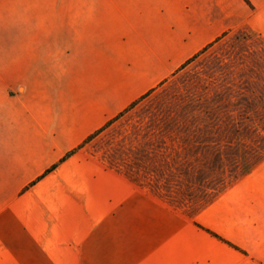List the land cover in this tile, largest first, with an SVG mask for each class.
Segmentation results:
<instances>
[{"label": "crops", "instance_id": "0c3cea01", "mask_svg": "<svg viewBox=\"0 0 264 264\" xmlns=\"http://www.w3.org/2000/svg\"><path fill=\"white\" fill-rule=\"evenodd\" d=\"M231 31L264 38V0H0V264H164L83 145ZM233 192L223 236L264 264V160Z\"/></svg>", "mask_w": 264, "mask_h": 264}, {"label": "rangeland", "instance_id": "374dc122", "mask_svg": "<svg viewBox=\"0 0 264 264\" xmlns=\"http://www.w3.org/2000/svg\"><path fill=\"white\" fill-rule=\"evenodd\" d=\"M83 146L116 174L100 200L144 208L164 264H244L223 232L238 236L233 188L264 160V38L223 35Z\"/></svg>", "mask_w": 264, "mask_h": 264}, {"label": "trees", "instance_id": "16d2710c", "mask_svg": "<svg viewBox=\"0 0 264 264\" xmlns=\"http://www.w3.org/2000/svg\"><path fill=\"white\" fill-rule=\"evenodd\" d=\"M90 138V137H89ZM88 138V139H89ZM87 139V140H88ZM86 142V141H85ZM72 153V151L71 152H69V153H67L60 161H63L66 157H68L70 154ZM59 161V162H60ZM56 167V164H54V165H52L50 168H48L44 173H43V175L46 173V172H49V171H51V170H53L54 168ZM226 244H228L229 246H231L232 248H234V249H236V250H239V251H242L241 249H239L236 245H233V244H231L230 242H228V241H224Z\"/></svg>", "mask_w": 264, "mask_h": 264}]
</instances>
